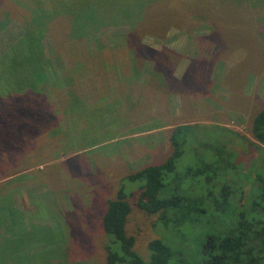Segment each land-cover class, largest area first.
<instances>
[{"label": "rangeland", "instance_id": "1", "mask_svg": "<svg viewBox=\"0 0 264 264\" xmlns=\"http://www.w3.org/2000/svg\"><path fill=\"white\" fill-rule=\"evenodd\" d=\"M34 1L19 0L16 3L25 9L39 7L62 11L57 27L43 38L45 55L53 58L57 67L50 82L41 86L42 90L37 93L30 90L18 95L13 93L21 96L17 103L20 106L13 107L15 112L9 105H3L1 110L8 118L17 119L21 115L19 111L28 104L36 107L42 102L52 103L55 107L52 112L57 117L45 116L52 126L56 124L57 131H48V135L38 132L23 144L15 141L16 151L26 153L28 144L33 143L38 144L34 147L38 154L44 156L36 154L33 158L30 155V161L35 159L31 161L34 164L29 168L21 167L20 172L1 181L9 182L4 191L9 193L6 203L13 210L0 209V264H107L105 243L108 234L103 226L107 201L118 196L121 182L128 173L161 163L167 157L171 152L169 135L174 126L196 122L211 124L213 127L201 129L190 143L227 141L241 157L244 153L241 150L246 148L249 164L257 157H264V152H260L262 149L257 152L256 146L249 143L256 141L250 128L253 118L264 107V0H187L193 3L194 9L221 11L222 14L216 12L214 16L220 23L218 27L196 29L192 32L193 40L175 27H168L164 34L159 33L160 36L142 35L140 41L146 49L168 56L169 52L174 54V60L170 59L167 65H174L171 74L176 82L172 86L170 81L172 93L166 95L164 101L160 98L164 92L154 91L150 100L141 95L138 98L133 92L140 82L145 86H140V90L145 91V80L151 74L159 78L164 76L163 73L154 71L150 63L142 71L128 69L124 59L110 58L106 52L111 47H125V35L130 31L132 43L137 46L138 37L131 29L136 16L126 11L146 6L150 0ZM160 4L166 16H175V9L168 8L167 2ZM76 8H89L90 11L87 9L78 14ZM94 9L95 12H91ZM107 10L115 11V14L90 29L87 38L81 36L86 40L76 36L77 28L85 31L87 26L99 21L89 23L91 18L102 16L101 12ZM118 10L122 14L117 15ZM26 15H29L27 10L24 20L9 21L0 30V71L1 60L12 54V47L23 37L26 25L30 23ZM78 18L80 22L77 23L75 19ZM218 28L225 35L218 32ZM96 37H100V42L94 40H99ZM210 37L213 40L208 39ZM95 42L102 43L105 49L97 50ZM220 47L224 48L223 54ZM92 56L95 59L90 61L91 70L88 67V72L77 69V60L85 62ZM133 57V53L128 54V58ZM9 60H5L7 64ZM224 60L226 62L221 63ZM64 75L73 80L81 77L83 84L85 77L90 76L93 95L87 94L80 101L65 98L63 107L56 106L57 96H60L58 91L66 84ZM3 82V78L0 79V101L8 90ZM7 95V98L15 97ZM48 110L43 109L40 113ZM20 121L25 122V119ZM169 122L174 124L168 125ZM222 126L239 134L219 133L217 127ZM190 143H187L188 148ZM257 143L264 148V143ZM185 155L186 164L189 160L201 159L192 152ZM4 158L6 163H0V166L7 164L8 157ZM11 164L6 167V172L12 173L15 169ZM132 185L137 192L127 198L132 210L126 229L135 237V251L149 260L151 240L174 231L156 225L160 220L158 213H149L138 204L141 182L135 181ZM255 187L254 182H250L242 188L243 193L237 199L240 205L246 204L250 194L257 190ZM169 189L166 186L165 192ZM3 197H0V204H3ZM176 216L183 215L178 213ZM182 227L195 233L201 225ZM191 227L193 230H189Z\"/></svg>", "mask_w": 264, "mask_h": 264}, {"label": "trees", "instance_id": "2", "mask_svg": "<svg viewBox=\"0 0 264 264\" xmlns=\"http://www.w3.org/2000/svg\"><path fill=\"white\" fill-rule=\"evenodd\" d=\"M17 1L0 0V30L9 21L24 20L25 10L29 12V15H26V20L30 22L28 26L26 25L23 37L12 47V54H9L8 57L5 55L4 59L9 58V63L1 60L0 79L3 78L5 82L3 85H7L8 90L4 93L6 97L0 101V163H6L4 157H8V162L0 166V197L4 196L0 209L7 211L13 210V207L6 203V199L10 198L9 193L4 191L9 186V182L1 183V181L12 176L13 173L20 172L21 167L29 168L31 164H34L31 161H35V159L30 161V155L33 158L36 154L39 155V152L34 148L38 144H28L30 150L28 149L24 153V151L15 150L17 142L23 144L28 138L35 137L31 135H37L38 132L47 134L48 131H57L56 124L52 126L50 119H46L48 116L53 119L57 117L52 112L55 108L52 103L42 102L34 107L28 102L25 104L28 105L19 111L21 115L17 119L8 118L5 112L1 110L3 105H9L11 110L15 112L13 107L20 106L17 103L18 97L21 98V96L17 97L13 93L18 95L28 90L37 93V91L42 90L41 86L50 82L51 75L55 73L57 67L54 59L45 55L43 38L49 33L52 34L53 29L57 27L56 22H58L62 11L44 10L39 7L25 9L20 4L18 5ZM38 1L40 0H36L34 3ZM76 1L81 2L83 0ZM150 1L146 6L140 5L138 8H131L126 11L136 16V23L131 29H133L132 34L138 37L137 46L132 43L130 31L125 35L127 40L125 47H111L106 52L110 58L115 56L117 60L119 58L124 59L128 69L135 68L136 71H142L150 63L153 65L154 71L163 73L164 76L159 77L163 80L162 82L151 74L144 82L147 86L146 90H140V86L145 87L140 82V86L133 92H136L135 95L138 98H140L139 95L149 98L154 91L164 92V95L160 97L164 101L166 95L172 93L170 81L172 86L176 82L171 74L174 65H167L168 62L174 60V54L169 52L170 55L168 56L161 51L146 49L140 41L142 35L148 33L160 36L159 33L164 34L168 27H175L188 34L193 40L192 32L196 29L201 27L213 28L212 25L218 27L219 21L214 16L216 12L218 14H222V12L216 11L214 8L194 9L193 3L190 4L187 0ZM160 2H167L168 8L175 9V16H166V13L162 11ZM87 9L90 11L89 8H76L75 12L80 14ZM122 11L118 10L117 15L122 14ZM91 12H95V9ZM101 13L102 16L98 15L96 18L95 16L91 18L89 23L99 21L93 23L94 25L91 24L92 26H87L85 31L82 32L77 28L76 36L86 40L91 33L89 32L90 29L100 25L107 17L115 14V11L107 10ZM80 18L83 17L80 16ZM75 20L77 23L80 22L79 18ZM220 33H224V31ZM81 36H86V38ZM96 38L99 40H94L100 42V37ZM97 42H95L96 49H103L102 43ZM99 44L100 48L98 47ZM220 48L222 49V47ZM144 49L146 51H142ZM221 51L223 54L224 48ZM145 52L146 54H143ZM129 53H133V59L128 58ZM94 59L95 57L92 56L87 58L85 62H82V59L77 60V69L83 72L88 67L91 70L90 61ZM225 62L224 60L221 63ZM102 68L105 66L101 67L100 73ZM209 71L208 69V75ZM68 75H64L66 84L61 87L63 89L58 91L60 96H57L56 106L63 107L65 103L62 100L65 98L80 101L86 98L87 94L93 95L94 93L90 76L85 77L84 85L81 77L73 80ZM12 82H14L13 85ZM130 92L131 89L128 94ZM7 94L15 97L7 98ZM6 98L9 99V102L5 100ZM127 105L130 104L127 102ZM43 109L49 110L47 113L43 111L40 113ZM21 118H24L25 122H21ZM173 124L169 122L168 125ZM209 127L213 126L200 122L174 126L169 135L171 152L167 154V157L161 163L128 173L122 180L118 196L107 201V209L103 216V226L108 234L105 243L107 264H264V157H257L249 164L245 155L246 148L241 150L244 151L243 157H241L240 152L234 151L227 141L218 143L213 140L201 144L190 143L192 137L199 134L201 129ZM250 128L256 141L249 139V143L256 146L254 150L257 152L258 149H262L260 152L263 154L264 148L257 141L264 143V107L255 115ZM217 129L219 133L239 134L238 131L228 127L222 126L217 127ZM42 136L43 134L40 137L42 138ZM188 142L191 144L190 148L187 146ZM252 145L251 147L254 148ZM246 146H248L247 143ZM186 152L195 153L197 158L201 159L196 162L189 160L186 164L187 160L184 161ZM39 156L43 158L44 155ZM10 163H12L11 166L15 165L12 173L6 172V167H9ZM182 163L184 164L182 165ZM135 181L141 182L138 190L140 192L139 206L149 213H158L160 220L156 222V225L160 224L161 227L174 231L173 233L168 231L165 237L151 240L149 243L151 253L149 260H145L135 251V237L129 235L126 229L128 217L132 210L131 203L127 198L137 192L135 188H132V182ZM250 182H254L257 190L250 194L246 204L240 205L237 200L238 196L243 193L242 188H245ZM166 186L170 187L168 192H165ZM178 213L183 216L177 217ZM190 224H200L201 227L195 229V233L188 232L187 228L182 227L183 225L188 227ZM189 230H193L192 227ZM186 236H189V239ZM168 238L169 240H167Z\"/></svg>", "mask_w": 264, "mask_h": 264}]
</instances>
